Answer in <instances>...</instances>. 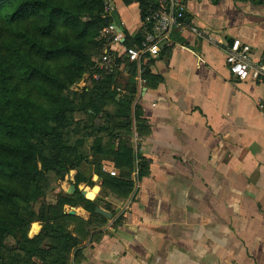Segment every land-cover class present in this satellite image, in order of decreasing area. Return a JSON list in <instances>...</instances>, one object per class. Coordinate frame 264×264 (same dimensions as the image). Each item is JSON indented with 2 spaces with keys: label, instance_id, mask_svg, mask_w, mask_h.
<instances>
[{
  "label": "crops",
  "instance_id": "obj_1",
  "mask_svg": "<svg viewBox=\"0 0 264 264\" xmlns=\"http://www.w3.org/2000/svg\"><path fill=\"white\" fill-rule=\"evenodd\" d=\"M145 3L116 1L113 17L124 42L142 32L158 0ZM234 39L261 61L264 4L185 0L182 23L161 41L157 57L129 62L135 92L128 117H114L90 136L83 132V160L69 176L95 181L99 191L88 200L112 217L64 205L74 219L68 230L81 242L70 264H264V83L231 75L225 56ZM119 66L124 84L129 70ZM123 87L115 99L128 94ZM137 105L145 137L137 134ZM101 109L113 116L117 105L108 101ZM97 135L101 152L93 151ZM124 147L131 167L125 160L118 166L111 153ZM141 161L147 167L139 177ZM99 172L128 176L132 192L103 188ZM87 185L80 183V191Z\"/></svg>",
  "mask_w": 264,
  "mask_h": 264
},
{
  "label": "trees",
  "instance_id": "obj_2",
  "mask_svg": "<svg viewBox=\"0 0 264 264\" xmlns=\"http://www.w3.org/2000/svg\"><path fill=\"white\" fill-rule=\"evenodd\" d=\"M139 1L141 5L146 6L145 0ZM103 3L104 0H0V22L8 21L14 24L13 31L19 39L17 46L13 47V52L9 55L4 54L3 44L0 43V176L29 183L39 173L38 162L46 171L59 167L68 171L74 169L83 160L79 152L83 138H77L75 144L67 145V148L66 145L64 146L63 131L70 119L67 116L63 99L61 97L59 101L54 99L53 101L57 102V105L39 108L40 111L36 112L33 108H38V104L32 98V91L34 87L38 91L50 95L54 89L49 90L47 86L52 88L61 86L62 83L58 81L56 69H53V62L57 57L68 59L73 57V62L80 59L89 63L83 47L97 36L96 45L100 55L102 54L107 39L100 34L110 22L114 21V17L102 18ZM36 10L39 15L31 23L32 26H19L27 12ZM145 11L143 8L142 17L145 15ZM56 15L61 16L64 23L70 21L79 24L80 27L75 33L74 39L69 29L57 26ZM79 15H86L88 19L81 22ZM140 34H136L133 40L126 41L124 44L132 45L138 42ZM121 63H125L129 70L130 75L126 83L122 84L121 73L115 69L114 72L106 74L96 81L92 89H86L87 92L85 91L83 95L81 106L85 108L84 112L87 114H84L88 118L89 125L82 136H90V129L94 131L93 133L105 129L107 127L105 123L114 117L122 121L128 117L131 95L135 92L133 79L135 69L126 59L121 60ZM147 70L146 68V74ZM122 85L128 94L115 99ZM108 101L117 105L113 116L101 109ZM140 107V105L136 106L135 114L137 134L145 137L147 134L138 130L144 125V121L139 120V116L142 115ZM100 115L104 120L103 123L97 121L96 117ZM99 136H95L93 142V151L96 152L102 151V147L99 150L102 139ZM44 138L49 139L53 145L57 146L54 156L49 158L43 155L40 146L41 140ZM64 149L76 151L72 159L64 158L65 163L68 164L67 167L61 164ZM111 153L115 156L113 157L117 160L118 166H120L121 160L126 161V166H132V153L128 148L124 147L119 151H111ZM140 164L139 177L146 173L144 168L147 167L145 161H141ZM99 176L103 188H109L120 196H126L133 190V182L128 176L114 177L100 172ZM74 179L75 185L78 182L93 183L92 180L84 179L79 174H76ZM7 195H1L0 199L6 200ZM64 205H80L92 214L97 207L93 201L84 198L76 189L73 194L62 196L58 204L54 206L57 218L50 217L48 211L39 216V220L44 222L42 230L38 236L32 239L27 236L25 220L20 214H14L15 221L13 222L7 223L0 219V250L4 238L8 235H18L20 237L19 247L16 250H22L30 257L35 253H45L41 244L46 241L49 243L46 251L49 254L45 259L46 264H70L71 256L79 255L81 242L67 228L68 223H73L74 219L73 216L63 212L62 206ZM10 222L12 223L10 224ZM0 264L3 263L0 262Z\"/></svg>",
  "mask_w": 264,
  "mask_h": 264
},
{
  "label": "rangeland",
  "instance_id": "obj_3",
  "mask_svg": "<svg viewBox=\"0 0 264 264\" xmlns=\"http://www.w3.org/2000/svg\"><path fill=\"white\" fill-rule=\"evenodd\" d=\"M38 15L39 13L37 10L27 12L21 19L19 26H32L31 23L35 21ZM87 17L88 16L86 15H79L81 22H85L88 19ZM55 20L57 26L59 25L60 28L66 27L69 29L72 38L74 39L75 33L80 27L79 24L70 21L64 23L63 18L59 15L55 16ZM0 27V30H2V32H0V43L3 44L4 54L9 55L13 52V47L17 46L19 39L14 34V24L11 22H0ZM100 36H104V29ZM97 40L98 36L91 41H88L83 47V51L88 57L89 63L81 61L80 59L73 62V57H69L68 59L60 56L55 59L53 62V69H56L58 81L62 84L60 87L56 88L47 86L49 90L54 89L50 95L38 91L33 87L32 98L38 104V108H33L36 112L40 111L39 108L47 107L49 105H57L58 103L54 102V99H58V101L60 97L63 99L67 116L70 119L69 124L63 131L64 146L66 145V148L67 145H74L76 139L88 129V118L85 115L87 113L84 112L85 108L81 106L86 89H92L93 84L96 83V81L101 79L104 75L114 72L115 69L118 71L120 67H114L110 71L99 68L98 60L100 58V52L96 45ZM87 133L89 134V132ZM40 146L43 155L47 158L54 156V153L56 152L55 150H57V146L55 144L53 145L47 138L41 140ZM75 152L76 151L64 149L62 154L63 161L61 164L67 167L68 164L65 163L64 158L69 157L72 159ZM38 169L39 173L36 174L29 183L14 178L9 179L0 176V196L8 194L6 200L0 199V219H3L7 223L9 221L13 222L15 221L14 214H20L25 220L27 236L30 239L40 234H35L33 231V227L36 224L43 225L42 223H44L39 220L40 215H44L48 211L50 217H58L57 212L54 210V206L58 204V201L62 196L71 195V193L68 192L70 186L68 187L67 184L73 185L75 189L80 191L82 188L80 183H83L78 182L75 185L74 177L69 179V176L73 171L71 169L65 171L64 168L59 167L57 169L46 171L45 169H42L40 162H38ZM94 185L98 184L94 181L92 184H88L87 187L92 188ZM89 188H84V191L87 193L89 191L93 194L96 193V191ZM86 196L88 197L89 195ZM12 222H10V224ZM70 224L68 223L67 228ZM19 239L20 237H18V235H8L3 239V246L0 250L1 263L15 264L18 261L16 264H46L47 261H45V259L46 256L49 255L46 253L47 248L49 247L48 242L45 241L41 244L45 253H35L30 257L22 250H16L19 247Z\"/></svg>",
  "mask_w": 264,
  "mask_h": 264
},
{
  "label": "built area",
  "instance_id": "obj_4",
  "mask_svg": "<svg viewBox=\"0 0 264 264\" xmlns=\"http://www.w3.org/2000/svg\"><path fill=\"white\" fill-rule=\"evenodd\" d=\"M116 1L104 0L102 18L113 17ZM184 1L158 0L157 7L144 19L140 39L132 45L124 44L123 34L117 24L114 21L110 22L104 28L107 43L98 60L99 68L110 71L119 66L123 59L138 62L147 56L157 57L161 41L168 37L173 27H178L182 23ZM255 1L264 4V0ZM225 61L235 79L239 81L252 79L257 83H264V55L261 61H252L251 47L248 44L234 39L228 47ZM261 109L264 114V105H261Z\"/></svg>",
  "mask_w": 264,
  "mask_h": 264
},
{
  "label": "water",
  "instance_id": "obj_5",
  "mask_svg": "<svg viewBox=\"0 0 264 264\" xmlns=\"http://www.w3.org/2000/svg\"><path fill=\"white\" fill-rule=\"evenodd\" d=\"M92 190H93V191L96 190V192H98V191H99V186H96V185L93 186ZM74 191H75V187H74L73 185H70L68 192H69V193H73ZM80 194H81L83 197L87 198V199H93L94 196H95V194H94V195L92 196V198L87 197L86 195H90V192L85 193L84 190H81V191H80ZM94 212L97 213V214H100V215H102L103 217H106V218H111V217H112V214H111V213H109L108 211H106V210H104V209H102V208H100V207H95ZM70 213L72 214V212H70ZM40 230H41V225H39V224H36V225L33 227V231L36 232V234H37Z\"/></svg>",
  "mask_w": 264,
  "mask_h": 264
},
{
  "label": "bare ground",
  "instance_id": "obj_6",
  "mask_svg": "<svg viewBox=\"0 0 264 264\" xmlns=\"http://www.w3.org/2000/svg\"><path fill=\"white\" fill-rule=\"evenodd\" d=\"M94 191H96V190H94ZM93 195H94L93 193H90V195L88 197L92 198Z\"/></svg>",
  "mask_w": 264,
  "mask_h": 264
}]
</instances>
